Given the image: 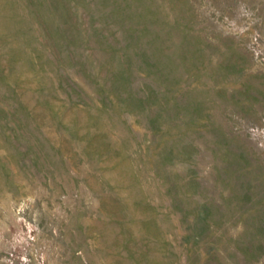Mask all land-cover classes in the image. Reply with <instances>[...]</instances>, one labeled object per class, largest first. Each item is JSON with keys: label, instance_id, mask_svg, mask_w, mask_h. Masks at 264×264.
<instances>
[{"label": "rangeland", "instance_id": "374dc122", "mask_svg": "<svg viewBox=\"0 0 264 264\" xmlns=\"http://www.w3.org/2000/svg\"><path fill=\"white\" fill-rule=\"evenodd\" d=\"M0 264H264V0H0Z\"/></svg>", "mask_w": 264, "mask_h": 264}]
</instances>
